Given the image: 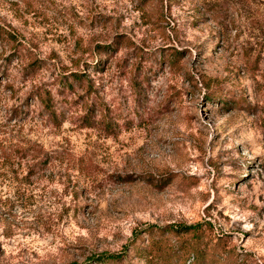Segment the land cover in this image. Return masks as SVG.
I'll use <instances>...</instances> for the list:
<instances>
[{"label":"rangeland","instance_id":"1","mask_svg":"<svg viewBox=\"0 0 264 264\" xmlns=\"http://www.w3.org/2000/svg\"><path fill=\"white\" fill-rule=\"evenodd\" d=\"M152 239L264 264V0H0V264Z\"/></svg>","mask_w":264,"mask_h":264},{"label":"trees","instance_id":"2","mask_svg":"<svg viewBox=\"0 0 264 264\" xmlns=\"http://www.w3.org/2000/svg\"><path fill=\"white\" fill-rule=\"evenodd\" d=\"M69 78L71 79V82H76V83H82L84 81L83 77L84 74L82 73H77V72H71L69 74ZM62 83V81H60ZM66 87H70V85H67ZM39 101L41 103L42 108L44 111L49 115L51 119H54L56 121L57 115L54 111L52 99L50 97V93L46 90L40 92L39 94ZM5 152V151H4ZM193 230V228H181L182 232H187L189 230ZM192 244V245H191ZM185 246L177 248L174 250V252H177L175 255V263H170V264H193L192 258H190V255L193 256V259L196 257H199L200 255L203 254L202 252V247L201 244L197 242H192V243H184ZM192 246V250L189 248ZM201 248V250H200ZM168 250V242H164V240H156L154 241L153 239L150 241V246L146 247L144 251H147V256H146V262L151 263L152 261H156L161 259V255L166 253ZM119 259L117 255H105L102 256L101 258H98V264H105L107 260H116ZM191 259V260H190ZM155 264V263H154Z\"/></svg>","mask_w":264,"mask_h":264}]
</instances>
